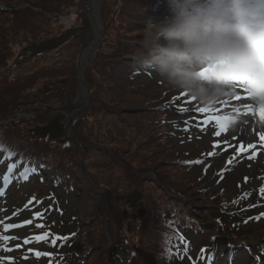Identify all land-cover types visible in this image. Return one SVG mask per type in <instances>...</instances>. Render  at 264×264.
Here are the masks:
<instances>
[{
    "label": "rangeland",
    "instance_id": "rangeland-1",
    "mask_svg": "<svg viewBox=\"0 0 264 264\" xmlns=\"http://www.w3.org/2000/svg\"><path fill=\"white\" fill-rule=\"evenodd\" d=\"M23 1L0 0V88L7 83H21L23 87L33 85L24 95L35 93L40 99L44 92L42 85L38 87L36 84L53 83L64 93L53 92L55 98L51 97L44 103L43 112H50L48 116L61 117L65 126L67 115L78 97L75 59L93 38V29L87 21V0H84V6L80 1L77 6L82 10L84 20L66 8L67 12L62 17L65 23L59 19L54 22L51 15L54 22L52 31L42 14L37 17L41 24L39 29L38 20L36 23L32 20L36 16L29 13L30 4ZM97 1L100 27L107 25V36L100 44L95 61L85 68L92 100L104 99L107 104L118 107L116 102L120 100L115 91L118 73L123 59L132 58L136 48L146 46L151 40L153 44L165 42V46L173 49L165 50L157 66L150 68L148 74L125 84L127 88L122 93L127 101L125 106L131 105L129 101H135V116L156 117L149 120L152 132L141 124L136 126L132 144L146 143V146L139 147V151L134 153H122L123 145L116 149L114 143L106 142L108 138L94 143L89 146L86 170H79L74 158L67 160L65 165L74 181L73 190L56 186L44 169L32 174L13 160L1 161L0 157V264H97V259H101V264H128L130 251L137 252L136 257L153 255L146 259L160 264V249L155 254L149 247L159 231L149 226L159 219L158 215H170L168 207L177 203L182 205V208L177 207L181 212L192 210V217H196L198 225L214 230L216 239L211 244L199 235L186 237L188 246L185 247L184 243L179 260L173 264H194L192 261L198 255L200 244L221 251L222 257L213 260L205 255L196 260L197 264H230L234 253L240 258H235L233 264H259L260 259L264 260V127L225 139L222 133L214 131L217 121L225 116V113L214 111L220 103L208 95L198 94L196 87L201 83L215 86L224 82L225 75L230 72L228 64L235 63L232 54L220 43L236 34L229 31L231 25L227 26V23L236 21L238 30H241L236 12L237 5L241 3L252 22L264 29V0H162L161 6L150 17L143 18L140 24L136 21L138 14L154 5L156 0ZM197 14L207 21L208 26L195 24L193 16ZM208 27L222 31L213 37L209 35ZM67 28L70 30L63 32ZM50 39L51 44L47 41ZM43 40L48 43L44 48L54 44L57 48L35 55L38 48L33 50L30 45H38ZM253 52L260 53L258 49ZM22 55L24 59H21ZM64 77L68 78V84L61 82ZM237 80L238 77L233 76L227 83ZM220 88L224 94L231 90L223 83ZM161 94L165 95L166 108L163 111L169 115V124L157 123L161 117L155 114V100ZM87 106L84 102L85 108L74 115L75 125L92 111H87ZM252 110L255 112L256 108ZM31 113L29 106H21L7 119L14 126L1 124L4 130L10 129L5 132L7 136L16 135L24 146L28 139L23 134L31 127L19 124H28ZM134 117H127L126 123L129 124ZM120 119L122 115L119 114L117 118L99 117L98 121L104 125ZM133 120L137 124L136 119ZM54 125L52 123L53 128ZM133 128V123L124 128L125 142ZM71 130L72 125L65 135L78 149V155L74 150L75 160L82 167L81 146L75 139L76 132ZM162 130L166 134H160ZM119 133L120 130L115 129L111 138L117 141ZM139 135L142 137L136 139ZM70 146L74 149L72 144ZM237 146L243 149L234 150ZM187 152L189 163L179 165L176 158L186 157ZM58 155H63V151L50 147L45 157L55 159ZM123 155L127 156V162L120 160ZM63 157L67 159V156ZM134 165L139 171H134ZM73 167L76 168L73 170ZM113 175L118 177L117 180ZM214 193L218 196L210 195ZM235 195L240 201L250 202L241 219L246 221L251 213L252 224L245 222L240 227L242 230H235L232 235L216 229L205 216L208 214L210 218L221 203L223 206L233 204L228 211V221L234 225L238 213L234 210L237 205ZM141 209L144 210L143 217L138 214ZM94 216L99 220L98 227L89 223ZM114 222L122 228L119 229ZM205 224L211 225L210 228ZM85 225L86 230L80 231ZM184 231L192 236L188 227ZM161 232L163 237L171 238L170 234ZM121 241L128 249L119 246ZM139 242L141 246L135 248ZM250 249L253 254L247 258L242 251ZM104 254L106 258L102 257Z\"/></svg>",
    "mask_w": 264,
    "mask_h": 264
},
{
    "label": "trees",
    "instance_id": "trees-1",
    "mask_svg": "<svg viewBox=\"0 0 264 264\" xmlns=\"http://www.w3.org/2000/svg\"><path fill=\"white\" fill-rule=\"evenodd\" d=\"M30 4V10L29 13L32 14V20L36 23V19L38 20L39 17H41L40 14L43 15V20L47 24L50 30H54V22L51 20V15L53 17H57L60 15L65 14L66 8H69L73 15L80 17L79 19L84 20V14L81 12V9H78L77 6L79 4V1L81 2V5L84 6L85 1L84 0H35L33 2L32 0H27ZM23 2H26L24 0ZM161 0H156V3L152 5L150 8L142 10L137 18V24H140L143 18L150 17L151 14L155 11V9L159 8L161 5ZM35 9H39V12L34 11ZM118 9V8H117ZM38 17V18H37ZM31 20V21H32ZM104 24V22H103ZM37 25L39 26V29H41V24L39 20L37 21ZM107 25H103L102 28V40L101 43H104V40L107 36L106 30ZM80 29V28H78ZM63 32H66L63 31ZM61 32V33H63ZM68 32V31H67ZM43 32H41L42 34ZM60 33V34H61ZM51 44L52 39L47 40ZM47 41L43 40L41 43L32 44L30 46H33V50L37 49V52L35 55H42L48 51L54 50L57 48V44L48 46L47 48H44V45L48 44ZM41 44V45H40ZM40 45V46H39ZM99 52V49L95 52L94 60L97 58V53ZM134 57H137V60L132 59H123L122 62V68L118 73V77L115 84V91L116 95L119 98L120 101L116 102L117 108L114 107V105L107 104V102L104 99H101V101L98 100H92V91L91 86H89V75L85 73V80L89 86V98H90V104L87 109L92 111L86 115L83 119V121L78 124L76 123V120L72 123V129L76 132L75 139L80 143L81 146V156H82V167L79 166V164L75 160L76 153L74 149L71 148L70 144L67 142V140L64 138V126L61 121V117L57 115H51L48 116V113L44 114L43 110L46 107V102H48V99L53 97L55 98V95L53 92H56L57 94L63 95V91H59L57 87L52 85L53 83H42L38 82L36 86H41L42 92H44L43 96L39 99L36 97L35 93L31 95H24V92L27 90L29 91L30 88L33 87V85H29L27 87H23L21 83L17 84H10L7 83V86H1L0 88V123L1 121H7L15 112L18 110L21 106H29V110L32 111V116L29 118L30 122L28 124L22 123L19 125L23 126H30L31 129L26 132V134H23L27 139L28 142L26 145H22L20 142V138H18L16 135L14 137H9L6 135L5 132L10 131V129L4 130V127L0 125V130H4L0 132V153L2 155L3 160H13L16 165L18 166H26L30 167L33 172L35 173L36 170L44 169L49 174V177L54 181L56 185H62L66 187L69 190H73V184L74 181L71 179V173L68 174L70 169L66 167L65 162L67 160L72 161L74 158V162L77 165L76 167L79 170L85 169L88 165V154L90 151L89 146H93L94 143H99L104 138L107 139V143H114L113 146L117 149L119 146L123 145L121 147L122 153L126 151L130 153H134L135 151H139V147L146 146V143L142 144H132L134 141L132 140L134 138V130L136 129V126H139L140 124L145 126L149 131L152 132V130L149 128V123H152L149 120L154 119H148V117H139L138 115H134V110L136 107L134 106L135 101H129L131 103L130 106H125V103L127 101L124 100L123 92L127 88L125 84L132 82L136 77L140 76L143 72L148 70L150 68V64L154 63V59H158L157 56V50L155 47H141L136 48L134 50ZM21 59H24V56H21ZM70 60V59H69ZM73 60V58H72ZM23 77V76H22ZM21 78V77H20ZM48 78V77H47ZM48 81V80H47ZM61 82L63 84H68L69 80L67 77H64L61 79ZM38 86V87H39ZM130 87V86H129ZM21 92V96L19 93ZM57 100V99H56ZM132 100H135L133 98ZM60 103V102H58ZM121 109V110H120ZM122 115V119L115 120L113 122H106L103 124L99 123L98 118L101 119L104 118V116L108 117H115ZM136 119L137 124H135V121L132 118L131 122L129 124L126 123V118L131 116ZM148 119V120H147ZM141 121L138 123V121ZM61 122V124H60ZM52 123H54V128L52 127ZM133 123L134 128L132 130V133L128 140L125 142V127H130V125ZM158 123V122H157ZM10 126H14L13 123L8 122L7 123ZM16 126V125H15ZM105 128H108L105 130ZM119 129V137L118 140L115 141L111 138V135L114 134L115 129ZM111 134H110V131ZM71 130V132H73ZM160 134H163L162 131ZM142 135L137 136L136 139L141 138ZM125 142V143H124ZM83 145V146H82ZM50 147L58 148L63 151V155H58V158L50 159L48 157H45L48 154V149ZM63 156H67V159H64ZM127 156H120V160L123 162H127L125 160ZM134 158V157H133ZM176 161L179 165L184 166L185 163H189L188 155L186 157L179 156L176 158ZM87 163V164H86ZM101 164L104 165V162ZM130 165V163H129ZM76 167H73L74 170ZM128 173H130V170L128 167L125 168ZM134 171H139L136 169V166L134 165ZM114 176V175H113ZM114 178L117 180L118 177L114 176ZM166 182V181H165ZM63 187V188H64ZM175 191H179L181 189H174ZM183 191V190H181ZM208 194V193H207ZM222 194V193H221ZM213 197H217L218 193L210 194ZM229 198L228 200H230ZM176 204V202L174 203ZM179 205V206H178ZM224 204L221 203L216 207V213H213L212 216L209 218L208 214L205 216V218L208 220L207 222L213 223L216 227V229H222L223 231H228L227 233H230L234 235V228H239L245 223L241 220L242 208L240 205L234 206V210H237V222H235L234 225L230 224L231 222L228 221V217H225L223 214L229 215V209L231 208V205L223 206ZM246 205H244L246 209ZM177 207L182 208V205L177 203V205H170L168 207V211H171L170 215H158L159 219L154 220V225L149 226V228H153L158 232L157 236L153 237V242L150 243L149 247L153 252L156 254L158 249V257L160 264H173L172 262H176V257L178 256L180 252V248L184 245L182 243L183 240V234L185 233V229L187 228L184 226V224H190L191 226L188 228V230L191 232L192 236L194 235H202L204 237H211L216 239L215 232H211L207 227L205 229V226L197 224L196 217H192V210H187V212H181V209L178 210ZM226 207H228V210H225ZM184 208V206H183ZM194 209V208H193ZM185 210V208H184ZM79 217V216H78ZM141 217V216H140ZM80 218V217H79ZM84 224V222L82 221ZM91 224H95V227L99 226V220L96 216L90 219ZM114 224L117 226V223L114 222ZM232 225V227H231ZM119 229L122 228V225L117 226ZM161 227V230L159 229ZM87 226H83L81 230H86ZM241 228L238 229L240 231ZM79 230V229H78ZM242 230V229H241ZM161 231H164L171 235V238L163 237V233ZM184 232V233H183ZM125 241V240H123ZM121 241L119 243V246L125 249H128V246ZM141 242L137 243L135 245L136 247L141 246ZM99 245V244H96ZM99 248V247H97ZM212 250L208 247H202L201 248V254H209ZM137 252L130 251L129 256L127 257V263L128 264H154L153 259H146L153 255L148 256H142V257H136ZM217 254V253H216ZM102 257L106 258V254L102 255ZM141 258V259H138ZM101 259H97V264L100 263ZM82 262L84 263V259H82ZM157 264V262H156Z\"/></svg>",
    "mask_w": 264,
    "mask_h": 264
},
{
    "label": "bare ground",
    "instance_id": "bare-ground-1",
    "mask_svg": "<svg viewBox=\"0 0 264 264\" xmlns=\"http://www.w3.org/2000/svg\"><path fill=\"white\" fill-rule=\"evenodd\" d=\"M89 1H90V9H91L90 19L93 23L94 32H93L92 40L82 50V52L80 53L78 60H77V63H78L77 76L80 79H81V72H82V69L85 65V62L87 61L88 56L90 54H92L93 51L95 50V48L97 47L98 42H99V36H100V33H99L100 24L98 21V15L95 12L96 11L95 0H89ZM241 10L242 9L239 10L240 14H241ZM193 21L195 22L196 25L198 23H201L204 26H208L207 21L205 19L201 18L199 16V14L193 16ZM240 21L242 23V26L245 28V30L248 33H253L252 28L254 25L252 22H248L246 19H242ZM255 27H256V25H255ZM208 31H209V35L214 37V36L218 35V33H220L222 30L217 29V27H208ZM221 42L225 43V46L228 49L238 48L239 50H244L246 53H249V50L245 49L238 42H226V41H221ZM239 60L240 59L234 57L235 62H237ZM232 65L233 64H231V66ZM232 74L238 75V74H240V71H235ZM245 75L250 76L249 73H245ZM228 79H230V78L224 79L225 83L228 81ZM215 83H217V82L215 81ZM196 88H197L196 92L198 94H200L202 96L208 95L212 98H215L217 100V104L220 103V105L217 108H216V106L214 107V111L215 112L219 111L220 113H225V116L223 117V119L217 121L214 131L222 133L223 136L226 137L225 139H228L227 137H229V136H239L242 133H248L251 129L254 130L256 127H260V128L263 127L264 116H262L260 113L253 112V110L250 108L251 106H253L250 104L251 99L237 101L234 103L232 102L233 96L241 95L242 93H244V91H240L239 88H233V90H228L226 92V94L221 92L222 88H220V86H218L217 84L215 86H208L205 83H201ZM246 93L248 94L249 92H246ZM77 96L78 97H77L76 102L74 104L72 116H74V114L77 113L83 107V104L85 102L86 89H85L84 85L81 84V87L78 89V95ZM229 101H230V103H227ZM225 103H227V104L224 105ZM241 107H246V109H245L246 111L251 109L252 113H254V117L251 119H246L244 117H240V116H242V114L238 110ZM224 110H226V112ZM239 125H242V126H239ZM233 149L234 150L238 149V151H239V150L243 149V147L237 146Z\"/></svg>",
    "mask_w": 264,
    "mask_h": 264
},
{
    "label": "water",
    "instance_id": "water-1",
    "mask_svg": "<svg viewBox=\"0 0 264 264\" xmlns=\"http://www.w3.org/2000/svg\"><path fill=\"white\" fill-rule=\"evenodd\" d=\"M89 3H90V1L88 0V1H87L88 6H89ZM95 7H96V3H95ZM89 14H90V12H88L87 17H88L89 22L91 23V20H90V18H89ZM91 24H92V23H91ZM77 79H78V78H77ZM67 125H70V123L68 124V121H67L66 126H65L66 133H67V128H68Z\"/></svg>",
    "mask_w": 264,
    "mask_h": 264
}]
</instances>
